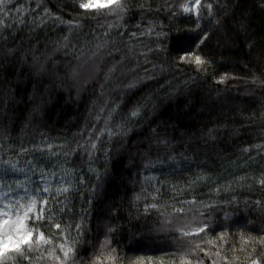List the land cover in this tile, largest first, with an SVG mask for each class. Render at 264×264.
I'll use <instances>...</instances> for the list:
<instances>
[{"label": "trees", "instance_id": "1", "mask_svg": "<svg viewBox=\"0 0 264 264\" xmlns=\"http://www.w3.org/2000/svg\"><path fill=\"white\" fill-rule=\"evenodd\" d=\"M188 1L136 0L145 6L143 14L137 8L129 21L131 25L142 19L145 22L141 29L145 35L136 38V51L153 47L147 58L157 67L152 69L141 58V68L122 79L121 89L133 78L144 77L145 68L155 75L137 89L123 93L118 89L110 99L121 104L127 101L124 110L130 112L136 101L147 96L151 98L148 108L155 104V110L139 125L130 123L126 137H114L112 143L98 148L91 168L102 177L100 189H93L97 180L88 172L87 157H72L88 179L69 197L72 203L68 207L74 211L62 216L57 212V222L71 225L74 238L75 224L83 223L86 239L81 257L91 260L94 251L100 254L107 226H112L110 248L117 249V264H180L179 254L170 255L178 252L173 238L156 228L165 219L161 213L172 214L176 201L188 202L193 196L197 203L185 207L199 209L201 202L218 205L206 213L211 227L194 237L205 241L202 246L208 249V255L199 252L204 264H213V260L216 264H249L264 253V245L255 239L264 236V185L260 183L264 179V0H202L213 4L211 15L203 8L199 17L198 31L202 37L208 35L199 49L191 50L208 61L203 69L194 63L176 65L182 54L179 50L188 46L184 38L196 34L192 29L197 16L180 8ZM81 2L86 0H14L15 7L23 6L20 16L13 10L6 24L0 23V82L16 98L7 112L0 104V116L8 127L3 137L6 144L8 136L16 145L38 141L42 135L53 144L70 142L91 119L89 110L99 95L103 76L83 85L82 80L76 82L67 75V64L76 65V55L83 52L87 56L95 49L100 42L96 37L106 30L100 26L106 21L103 16L97 20L92 14L95 9H81ZM161 5L172 7L157 14ZM153 19L155 26L167 33L163 44L171 53L170 65L165 64L163 73L160 65L168 57L155 50L156 35L147 33ZM70 20L77 22L71 28ZM65 36L70 45L77 41L83 45L75 53L69 48L67 58L60 47ZM112 38L122 39L125 46L134 43L127 35L113 34ZM9 50L16 55L8 54ZM33 58L59 62L63 83L48 75L37 76L31 67ZM221 76H225L224 82H219ZM113 86L109 83L107 88ZM34 108H38L35 113ZM210 129L215 139L209 138ZM157 138L169 143L156 145ZM153 203L161 207L146 212L145 204ZM178 223L184 221L173 215V224ZM44 230L46 235L60 231L49 222ZM188 239L180 243L179 250L187 247Z\"/></svg>", "mask_w": 264, "mask_h": 264}, {"label": "snow or ice", "instance_id": "2", "mask_svg": "<svg viewBox=\"0 0 264 264\" xmlns=\"http://www.w3.org/2000/svg\"><path fill=\"white\" fill-rule=\"evenodd\" d=\"M22 7H15L14 0H0V23L6 24L7 19L12 16L13 10L17 16H20ZM39 7L40 5L37 4V8ZM79 7L97 10L92 14L97 20L103 16L106 23L100 27L106 30L103 31L102 36L96 37L100 42L89 55L85 56L83 52H80L75 56L76 65L68 62L67 75L76 82L82 80L83 85H88L90 81L95 82L100 76H103V81L99 85V95L89 110L91 119L86 121L85 127L81 129L80 133L74 134L70 142L53 144L42 135L38 141H29L27 145L21 142L16 145L15 140L8 136L6 144L3 137L7 133L8 127L4 124L5 117L0 116V125H3V130L0 131V264H39L41 261H46L47 264H105V262L117 264V249L110 248L109 234L114 231L112 226H107L108 231L100 243V254H96L94 251L91 260H89L87 257L79 255L82 243L86 239L83 223L75 224L76 237L74 238L71 236V225H62L57 222V212L62 216L65 212L74 211V208L68 207L72 203L69 197L73 191H79L88 179L81 168L73 162L72 157L77 154L87 157L88 172L96 175L97 180L93 189H100L103 183L102 177L91 168L98 148L104 143H112L114 137H126L131 131L128 128L130 123L139 125L141 119H146L150 112L155 110V104H152L151 109L148 108L151 98L147 96L136 101L130 112L124 110L127 101L121 104L111 101L110 98L112 93L118 89L123 93L125 90L139 88L144 80L153 79L155 73L149 75V70L145 68L144 77L133 78L121 89L122 79L141 68L139 63L141 58H143L144 64H151L152 69H156L157 65L147 58L148 54L154 51L153 47H145L140 52L136 51V38L145 35L141 31L145 27L144 20L142 19L135 25L129 23L137 8L141 14L145 12L143 4L138 5L136 0H86V2H81ZM148 7L150 8L151 5ZM165 7L171 9L172 6L161 5L157 9V14ZM180 8L185 13L195 12L197 22L195 29H192L196 32L195 36L184 38L188 46L179 50L182 54L177 56L176 65L194 63L197 69H203L208 61L201 55L195 54L191 49L193 47L199 49L204 39L207 38V33H204L202 37L198 31L200 29L199 17L203 8H206L211 15L213 4H203L202 0H194L190 5L181 4ZM45 11L47 10L45 9ZM172 15L175 13L173 12ZM107 21L112 22L107 23ZM67 23L71 28L77 22L70 20ZM122 28L125 31L122 32ZM128 28L136 30L129 32ZM147 33L156 35L158 42L154 46L155 50L165 53L168 57L160 65V72L163 73L165 64L170 65L171 61V53L163 44L167 33L162 27L155 26L154 19L148 22ZM113 34L117 37L127 35L134 43L131 46H125L122 39L114 40ZM63 40L65 43L60 47L65 51V58L70 54L69 48L72 53H75L83 47L79 41L70 45L68 36L63 37ZM8 54L16 55L14 50H9ZM117 56L119 59H116ZM5 58H7V54ZM24 62L27 63L26 57ZM31 67L37 76L48 75L53 80H60L63 83L58 71L60 63L53 58H47L44 61H36L33 58ZM225 76H221L219 82H224ZM253 79L258 78L254 77ZM109 83L114 86L107 88ZM261 83L264 84V80ZM45 90L47 91V86H45ZM15 101V94H10L3 82H0V104L4 105V111L7 112ZM37 111L38 108L33 109L34 113ZM152 131L159 136L157 129ZM212 133L213 130L210 129L208 136L210 139H215ZM166 135L165 133V137ZM154 143L166 146L169 141L166 138H157ZM247 150L245 149V151ZM260 183L264 185V179ZM81 195L84 194L81 193ZM84 199L91 203L90 197L85 196ZM185 203H197L195 196L190 202L176 201L172 205V214L161 213L165 219L157 226L156 231L165 232L173 238L178 252L170 253V255L175 257L179 254L180 264H204L199 252L208 255V249L202 246L205 241H197L194 237L211 227L206 213L214 211L218 205H205L201 202V208L194 209L190 206L185 207ZM160 207L161 205L156 203L145 204V211L158 210ZM84 214L86 215V213ZM173 215L184 223L174 225ZM45 222H49L50 227L60 231L55 235H46ZM185 238H189L188 245L181 251L179 245ZM255 239L256 242L264 245V236ZM36 252H40L41 255L34 256L33 254ZM216 255L220 256V253L217 252ZM223 259L227 260L228 257L224 256ZM213 264H216L215 260H213ZM249 264H264V253L256 259H251Z\"/></svg>", "mask_w": 264, "mask_h": 264}, {"label": "rangeland", "instance_id": "3", "mask_svg": "<svg viewBox=\"0 0 264 264\" xmlns=\"http://www.w3.org/2000/svg\"><path fill=\"white\" fill-rule=\"evenodd\" d=\"M194 2V0H191V1H188L186 4H192ZM191 13H193V14H195V12H191ZM188 202H190V201H188ZM186 204V203H185Z\"/></svg>", "mask_w": 264, "mask_h": 264}]
</instances>
